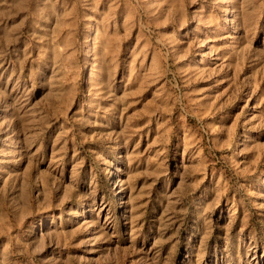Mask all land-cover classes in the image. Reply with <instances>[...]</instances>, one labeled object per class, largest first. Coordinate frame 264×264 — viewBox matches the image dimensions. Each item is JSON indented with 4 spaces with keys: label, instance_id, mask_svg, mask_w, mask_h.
I'll return each mask as SVG.
<instances>
[{
    "label": "rangeland",
    "instance_id": "1",
    "mask_svg": "<svg viewBox=\"0 0 264 264\" xmlns=\"http://www.w3.org/2000/svg\"><path fill=\"white\" fill-rule=\"evenodd\" d=\"M0 264H264V0H0Z\"/></svg>",
    "mask_w": 264,
    "mask_h": 264
}]
</instances>
